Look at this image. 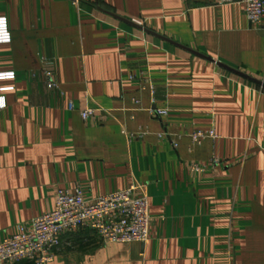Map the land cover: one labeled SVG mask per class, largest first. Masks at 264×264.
<instances>
[{
    "label": "crops",
    "instance_id": "1",
    "mask_svg": "<svg viewBox=\"0 0 264 264\" xmlns=\"http://www.w3.org/2000/svg\"><path fill=\"white\" fill-rule=\"evenodd\" d=\"M216 1L0 0V239L137 182L147 241L81 230L49 264H264V87L218 65L264 83V16Z\"/></svg>",
    "mask_w": 264,
    "mask_h": 264
},
{
    "label": "built area",
    "instance_id": "2",
    "mask_svg": "<svg viewBox=\"0 0 264 264\" xmlns=\"http://www.w3.org/2000/svg\"><path fill=\"white\" fill-rule=\"evenodd\" d=\"M219 5L241 4L252 24H259L264 16V0H217ZM10 41L6 19L0 17V43ZM52 61H44L47 87H55ZM14 78V72H1L0 80ZM4 90V88H0ZM0 107L4 99L0 97ZM68 109L74 106L68 103ZM96 109H79L82 119L93 116ZM166 115V109H157ZM212 131H195L194 142L213 137ZM198 169V168H197ZM81 230L91 232L97 243L145 242L149 237L148 199L144 186L132 182L126 189L88 198L82 187L73 190L57 189L52 210L31 220L19 223L14 231L0 239V264H49L60 250L63 237Z\"/></svg>",
    "mask_w": 264,
    "mask_h": 264
},
{
    "label": "water",
    "instance_id": "3",
    "mask_svg": "<svg viewBox=\"0 0 264 264\" xmlns=\"http://www.w3.org/2000/svg\"><path fill=\"white\" fill-rule=\"evenodd\" d=\"M218 65L223 66V67H225L226 69H228V70H230V71H232V72H234V73H237V74H239V75H241V76H243V77H245V78H247V79H250V80H252L253 82L257 83L258 85L264 87V83H262V82H260V81H257V80H255V79H252V78L248 77L247 75L241 74V73H239L238 71H236V70H234V69H230V68H228V67H226V66H224V65H222V64H220V63H218Z\"/></svg>",
    "mask_w": 264,
    "mask_h": 264
}]
</instances>
